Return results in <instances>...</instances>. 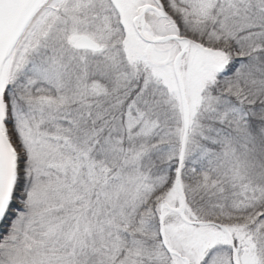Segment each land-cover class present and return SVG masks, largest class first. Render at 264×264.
<instances>
[{"label": "snow or ice", "instance_id": "obj_1", "mask_svg": "<svg viewBox=\"0 0 264 264\" xmlns=\"http://www.w3.org/2000/svg\"><path fill=\"white\" fill-rule=\"evenodd\" d=\"M0 264H264V0H0Z\"/></svg>", "mask_w": 264, "mask_h": 264}]
</instances>
